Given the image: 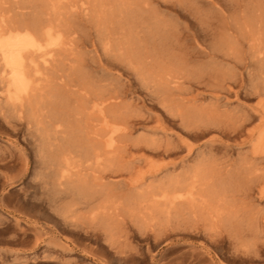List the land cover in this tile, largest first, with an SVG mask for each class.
Masks as SVG:
<instances>
[{
    "label": "rangeland",
    "instance_id": "rangeland-1",
    "mask_svg": "<svg viewBox=\"0 0 264 264\" xmlns=\"http://www.w3.org/2000/svg\"><path fill=\"white\" fill-rule=\"evenodd\" d=\"M113 1L0 0V50H18L20 41L29 43L26 32L17 29V20L37 13L57 25L56 33L41 42L58 43L66 66L81 64L98 70V76L106 74L113 95L111 108L105 113L93 102L92 112L83 120L95 141L112 143L116 151L103 167L73 163L72 177L101 187L100 196L112 202L117 195L119 201L124 197L135 201L152 186L180 175L187 178L195 203L206 206L195 209L191 223L178 228L173 224L167 243L154 244L151 236L146 237V221L133 223L127 216L114 223L118 226L110 240L94 220V209L82 207L76 196L54 191L37 136L28 129L23 110L21 120L13 115L10 102L16 95L0 80V264H264V38H260L264 37V0ZM119 19H128L123 25L127 44L144 43L148 32L178 38L188 50L193 40L198 43L204 35L209 36V44L219 35L230 38L234 44L227 45L226 56H210L196 65H216L227 76L216 85L169 66L162 86L171 91L162 92L158 81L149 78L159 69L156 65L148 69L151 56L140 71L136 61H127V54L119 55L115 41L121 30L114 26ZM104 21L110 24L112 37L106 52L102 45L107 39L100 36ZM20 63L15 55L0 54V76L6 67ZM199 168L212 170L217 177L206 180L204 172L193 177ZM211 181L213 189L208 187ZM224 182L231 187L216 192Z\"/></svg>",
    "mask_w": 264,
    "mask_h": 264
},
{
    "label": "bare ground",
    "instance_id": "bare-ground-1",
    "mask_svg": "<svg viewBox=\"0 0 264 264\" xmlns=\"http://www.w3.org/2000/svg\"><path fill=\"white\" fill-rule=\"evenodd\" d=\"M114 1H113V3H114ZM174 1H176V0H174ZM245 3H244V5H245ZM102 6H103V4H102ZM247 11H249V10H247ZM247 11H245V12L247 13ZM137 12H139V11H137ZM29 13L25 12L24 14H29ZM131 13H132V11H131ZM133 15H135V12ZM232 15H234V14H232ZM17 16H20V15H17ZM230 17H231V14H230ZM235 17L238 19L237 16H235ZM126 20L128 21V19H126ZM126 20L125 19H119V21L114 22V26L119 25V29L121 30V34L117 39V43L115 41L116 48L119 51V55L121 57L125 58V54H127L126 55L127 61L131 64H133L132 63L133 61H136L137 68L140 69V71L142 70L143 65H146L145 63H146L147 59L150 58L149 56H151L150 59L152 61L148 64V66H149L148 69H152L154 65H156V67H158L159 69L154 72V75H152L153 73H150L149 78L153 77L158 81V87L161 88L162 92L165 93L166 91L170 90V89H168V87L162 86V83L164 82V78H166L165 77V71H166V69H168L169 66L171 69L178 68L181 70L183 69L184 71L187 70V72H188L187 75L193 76L194 79H200L201 81L207 80L210 82H215L216 85H220V83L224 81L225 76H227L228 73L224 72L220 67H218L216 65L210 66V63H204L198 67H196V65L199 62H203L206 58H208L210 56H226L227 54L225 52V50H226L225 48L227 47V45L232 46V44H234V43H231V40L230 41L228 40L230 38L227 39L223 35H219L220 38H217L214 43L209 44V39L207 38L209 36L204 35L201 38V40L198 41V43L195 40H193L191 43V45L193 47L189 48L191 50H188V49L184 48V46L181 44L182 41L178 38L173 39V38L165 36L161 33H151V32L149 33L148 32L146 41L144 43H139V41L132 40V41H130V43L127 44L125 42V33H124V28H123V25L126 23ZM233 20H230V21L232 22ZM107 21L103 22L102 27L104 29H103L102 33H100V36L103 40L107 39L106 42H104L102 45L103 52L108 51L110 45L112 44V42L110 43V41H109L110 37H111V35L109 33L110 31L108 29L110 24H107L108 23ZM133 21H134V18H133ZM211 21H213V20H211ZM193 23H194V21H193ZM17 24H18L17 29L20 31L21 30L25 31L30 42L25 43L23 41H20V43L18 45L21 47L18 50L17 49H9L8 51L0 50V54L3 55L4 53L8 52L10 55H15L21 61L20 64L14 66V67H12V66H10L9 68L6 67L4 69V71H2V73H1V76H0L1 79L0 80L2 82H4V84H6V89L8 92H14L16 95L14 97V99L10 102V107H11V111H13V115L16 117L17 120H21V116L19 115V113H21L23 110V112H25L27 124L28 125L30 124V127H28V129L29 130L33 129L34 133L37 136L36 139L39 141V145H41V146L39 147V145L37 143H36L37 144L36 146L39 147V149L41 151L40 156H41V158H43L44 162L48 165V167L50 168V171L52 173V174L51 173H48V174L51 175V177H53L51 179H53L54 191L61 193V194L62 193H65V194L68 193L72 196H76L77 199L81 200L80 202L82 204L81 205L82 207L86 206V207H90V209H94L96 211L95 215H94V220H97V224L100 225V228L102 229L101 231H103V233L107 237H109L110 240H113V238L115 236L114 235L115 229L118 226L117 224H116L117 226H115L114 223L115 222H117L119 224L122 223L126 219L125 216H127V219H129V221L133 222V223H138L142 220L146 221L147 228H148V233L146 234V237L150 238V236H151L154 244L159 243L161 241H165L167 243L168 239L172 235L169 231L171 226L174 224L178 228V227L185 226L188 223H191L190 220L196 214L195 209H197V207L203 208L206 206V204L204 202H201V203L199 202L200 204L195 203L196 199L193 197L194 192H192L191 190H188V188H187V186H188L186 184L187 178L186 177L180 178V175H179V177L175 176V177L168 178L166 181H162L159 184L152 186L146 192V194L144 193L146 196L143 195V197H140V199H137L135 201L133 199H131L130 197H128V198L124 197L123 200L119 201L121 196L118 197V195H117V196H115L114 201H112V202L111 201L107 202L109 199H105L104 197L100 196V194H102L101 191H103V189H101V187L98 189L93 188L88 183V181L85 180L84 178H78L77 177V179H75L74 177H72L73 175L71 174V172L73 171V168H74L72 166L73 163L74 164H76V163L80 164L79 165L80 167L85 166L88 168L91 166H95L96 168H98L99 166L102 165V163H105L106 161L109 160L110 154H113L116 151V148L112 143H107V142L102 141V140L95 141L96 138H95L93 131L89 130L87 123H84V120H83V118H84L83 116L86 113L92 112V110H91L92 106H90V104L93 102L94 103L97 102V104L101 107V109L105 113L108 111V109L111 105V100L113 98V95H111V89H110L111 85L108 83L106 74L102 73V75H101L99 73V76H98V72H99L98 70H95V69L93 70L92 68L86 69L85 66L81 65V64L75 65V66H66V62H64V60H66V58L63 59L60 57L61 53L59 51V47H57L58 43L51 42L50 44H42L41 41H44L45 39L52 37L56 33V26H57L56 24H53V23L47 21L46 18L39 16L37 13H32V12L30 13L29 17H25V18H21V19L17 20ZM111 24L113 25V22H111ZM232 24H233V22H232ZM145 25H147V24H145ZM87 26H89V25H87ZM158 28H160V27H157V29ZM67 29H69V26L66 28V30ZM263 33H264V31H263ZM251 34H253V33H251ZM226 35H228V34H226ZM244 35H245V33H244ZM249 35H250V33H249ZM197 37H198V35H197ZM260 38H264V37H260ZM232 42H233V40H232ZM48 45H50V46H48ZM236 48H239V47H236ZM237 50L238 49H236L235 51H237ZM88 61L89 60H87V62ZM115 64H117V63H115ZM64 66H66L67 68L65 69ZM189 67L191 69H189ZM258 67H259V65H258ZM226 69H228V68H226ZM166 76H168V75H166ZM143 77H144V75H143ZM260 81H262V80H260ZM167 82L170 83L171 81H167ZM228 82L230 83V80ZM236 82H239V81H236ZM205 83H204V87H205ZM260 83H262V82H260ZM148 84L149 83H147V86H148ZM153 85H155V84H153ZM234 85H235V83H234ZM152 88H155V86ZM80 90L84 91L81 95L79 94ZM222 91H223V89H222ZM157 94H159V93L157 92ZM164 98H166V97H164ZM172 98H170V99H172ZM160 100L162 101V99H160ZM194 103H196V101ZM185 106H187V105H185ZM180 107H181V104H180ZM190 108L192 109V107H190ZM182 110H184V109H182ZM184 112H186V111H184ZM192 113H194V112H192ZM197 115H198V113H197ZM204 115H203V118H204ZM7 116L8 115H6V117ZM195 117H197V116L195 115ZM199 118H200V116H199ZM8 121H10V120H8ZM104 121L106 123L105 118H104ZM197 121H198V119H197ZM212 122H211V124H212ZM198 127H199V125H198ZM239 128H240V126H239ZM107 133H108L107 128H105L104 129V135H107ZM233 135H235V134H233ZM31 137H33V136H31ZM142 141H143V139H142ZM146 141H147V139H146ZM33 142H35V141H33ZM167 152H168V150H167ZM201 161H202V159H201ZM197 166H198V164H197ZM102 167H103V165H102ZM190 167H191V165H190ZM183 169H184V167H183ZM200 169L201 168L196 169L193 177H196V176L202 174L203 172H204L203 176L208 177L206 180L214 179L217 177V174H215L212 170H208L206 168L201 169V170ZM106 172H108V171H106ZM113 178H114V176H113ZM156 179H160V178H156ZM148 180L149 179H147V181ZM213 182L214 181H211L208 184V187L211 189H213L215 187V184ZM142 184H141V186H142ZM137 185H139V184H137ZM219 187L220 188H218V186H217V190H215V189L214 190L216 192L223 193V192L227 191L231 186H228L224 182ZM112 191H113V189H112ZM115 191H116V189H115ZM107 193L109 194V191ZM128 195L130 196V194H128ZM137 195L139 197V194H137ZM244 196L247 197V195H244ZM73 199H75V197ZM79 200H77V201L79 202ZM71 203H72V201H70V204ZM79 206L80 205H78V207ZM90 209H89V212H90ZM86 210H88V209H86ZM76 212H77V210H76ZM73 213H75V212L73 211ZM80 217L85 219L83 216H80ZM206 217H207V215H206ZM201 220H202V218H201ZM236 220H238V219H236ZM233 221H235V220H233ZM88 222H89V220H88ZM82 223H83V220H82ZM94 224L97 225L96 223H94ZM131 227H133L132 224H131ZM96 228H97V226H96ZM121 231H123V230L120 229V233H121ZM139 233H140V231H139ZM123 234L124 233H122V235ZM180 235H181V233H180ZM124 238L122 240H124ZM128 242H131V241H128ZM132 247H134V246H132Z\"/></svg>",
    "mask_w": 264,
    "mask_h": 264
}]
</instances>
